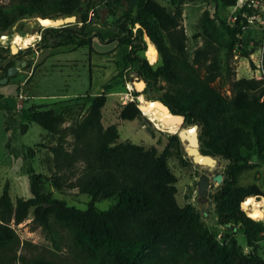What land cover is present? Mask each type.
<instances>
[{
    "label": "trees",
    "instance_id": "trees-1",
    "mask_svg": "<svg viewBox=\"0 0 264 264\" xmlns=\"http://www.w3.org/2000/svg\"><path fill=\"white\" fill-rule=\"evenodd\" d=\"M124 1L18 0L8 8L0 6V32L24 17L75 13L81 24L45 27L42 47L49 46L46 32L58 38L56 45L88 46L90 53L97 51L95 37L104 44L129 46L127 58L147 82L145 91L163 80L159 98L173 112L183 114L186 125L199 124L201 150L228 160L222 183L214 193L218 221L224 226L223 239L199 221V211L192 204L180 205L177 201L178 177L168 160L183 151L178 133L170 134L162 151L131 140L120 141L118 125L105 126L102 121L111 88V83H106L100 93L87 96L88 106L82 117L68 125L65 114L53 106L29 107L28 122L21 130L36 122L57 136L50 145L55 170L53 175L36 171L31 160L39 151L31 145L26 147L24 157L30 164L24 173L29 176L32 196H17L13 201L9 184L4 185L0 195V264H16L18 260L21 264H264L258 252V243L264 240V218L249 216L241 206L248 195L264 192L257 184L248 189L239 185L243 171L264 161V78L235 76L230 61L236 48H242V55L252 52L242 45L237 47L238 42L249 44L250 33L240 38V21L233 27L219 15L221 6H235L238 0H214L215 16L204 11L200 33L204 45L193 57L188 51L183 7L185 2L195 0H170L171 6L158 0H136L131 9L116 16V5ZM99 3L115 16L114 27L91 25V10L102 21ZM145 35L158 48L159 65L150 63L144 54ZM223 51L230 93L215 84L223 74ZM23 52L13 54L2 65V78ZM140 93L134 91L136 99L122 106V119L142 115L137 100ZM253 154L258 161H251ZM49 180L57 188L67 185L88 194L87 207L70 205L66 199L45 192L43 186ZM106 198H115L116 202L108 209L98 208L96 201ZM31 212L33 221L45 229L53 231L56 222L70 232L71 257L18 253L20 237L12 223L24 221ZM238 223L252 247L247 254L235 235ZM164 239L172 240L175 247L160 252L156 244ZM188 242L203 252L206 260L199 263L189 259L183 246Z\"/></svg>",
    "mask_w": 264,
    "mask_h": 264
},
{
    "label": "rangeland",
    "instance_id": "rangeland-1",
    "mask_svg": "<svg viewBox=\"0 0 264 264\" xmlns=\"http://www.w3.org/2000/svg\"><path fill=\"white\" fill-rule=\"evenodd\" d=\"M18 0H0V6L8 8ZM162 4L171 6L170 0H158ZM99 14L102 15V3L97 4ZM128 9V2L124 1L116 5V16ZM209 10L215 16L217 10L214 0L187 1L183 7V25L188 34V51L193 57L195 51L204 45V38L200 35L202 30V19L204 11ZM232 10V6L219 8L221 17H226ZM41 15V14H38ZM33 16L24 17L8 28V32H0V80L4 74L2 65L20 51L21 65L17 72L9 76L8 80L0 82V195L4 185L9 184L12 200L17 196L30 197L29 176L24 173L25 166L30 160L24 157L27 146H34L39 152L31 163L36 171L53 175L55 166L52 159L50 145L56 142L57 136L48 132L40 124L31 122L26 131L21 130L23 123L28 122V109L31 105L48 104L67 117L65 125L76 119H80L88 106L87 96L100 93L104 84L111 83L108 90V100L103 107V124L116 123L119 128L120 141L131 140L147 147L156 146L162 151L169 142L170 134L179 129H170L158 125L151 115L142 110V115L135 119H122L120 111L122 106L130 100L136 99L133 92L143 94L145 99H160V87L165 82L160 80L156 85L147 89V82L133 68L127 58L130 49L127 45L117 42L104 44L98 38L93 39L96 52H89L88 46L76 47L74 44L56 45L58 38L51 32H46L49 41L48 47H42V35L44 26L34 22ZM91 25L93 27H114V17L105 13L104 21H100L98 15L90 11ZM77 20L74 23L81 22ZM108 20V21H107ZM107 21V22H106ZM139 26V25H137ZM2 34H6L3 37ZM34 36L33 40L25 45L17 42L16 36ZM147 49L144 51L148 61L154 65L161 63L158 48L153 45L154 51L149 50L148 38L145 35ZM244 50L253 49L249 55H242V48H236L235 55L230 61L235 76L260 77L256 68L258 60V45H242ZM16 47L17 51H13ZM238 49V50H237ZM223 74L216 80L215 84L224 92L230 93L229 83L226 79V57L222 52ZM144 81V88L138 87L140 81ZM145 91V92H144ZM140 96V95H139ZM138 100V99H137ZM170 114V113H169ZM171 117H173L170 114ZM183 126H187L185 123ZM70 136L69 138H71ZM42 144L45 146H38ZM183 151L169 157V165L177 175L176 198L180 205L188 203L199 211V221L206 225L219 239H223L224 226L218 221L214 193L222 183L213 179L217 173H224L228 160L221 156H215L217 164L210 168L206 164L193 161L185 150L186 142L181 139ZM251 161H258L256 154L251 156ZM208 173L211 177L213 187L203 201L198 194V180L201 174ZM224 177V176H223ZM257 184L264 192V161L254 168L245 170L239 177V185L248 189L250 185ZM43 189L53 196L64 198L68 204L86 208L90 196L81 193L77 187L71 188L64 185L57 188L51 180L47 181ZM255 199L264 200V194H252ZM251 196L248 195L247 198ZM116 202L115 198H106L96 201L100 209H108ZM252 213V211L250 210ZM20 237L18 253L28 256L54 255L58 257H71L73 253L70 232L54 223L53 231L45 229L33 221V212L20 223H12ZM235 235L243 253L252 250L248 245L244 229L240 223L237 224ZM184 248L188 250L187 257L196 262L206 260L204 253L197 251L191 242L185 243ZM175 247L172 240L164 239L156 244L160 252ZM258 252L264 258V240L258 243ZM16 264H21L18 260Z\"/></svg>",
    "mask_w": 264,
    "mask_h": 264
},
{
    "label": "water",
    "instance_id": "water-1",
    "mask_svg": "<svg viewBox=\"0 0 264 264\" xmlns=\"http://www.w3.org/2000/svg\"><path fill=\"white\" fill-rule=\"evenodd\" d=\"M128 2V8L131 9L135 3L136 0H126ZM102 11V21L105 19V13L109 11L108 7H104L101 9ZM77 20V14L72 13V14H60L58 16H43V15H37L34 17L33 20H31L30 23L36 22L41 26L48 27V26H61V25H67L70 23H73ZM8 32V30H6ZM3 37L6 36V34H2ZM150 39V38H149ZM157 47V46H156ZM13 51H17L16 47L12 48ZM25 61L17 59L16 63L8 68L7 74L0 80L1 83L5 82L8 80L9 76L14 75L18 68L21 65H24ZM139 83H143L145 85V82L142 80ZM138 85V84H137ZM144 86L141 88L143 89ZM139 101V107L140 109L143 110V107L145 104L139 96L137 97ZM146 102L149 103L150 105H153L152 107H160V109H164L165 111H168L172 116L176 117V121H178L180 124L179 129L175 131L174 133H178L179 137L186 142L185 144V150L188 155H190L193 159V161L200 163V164H206L210 168L214 167L218 160L217 158L209 153H205L201 150V141L199 137V124L198 123H193L191 125L183 126L182 124L185 123V116L180 113H175L172 111L171 107L162 99H146ZM156 103V104H155ZM169 123V122H167ZM213 179L216 180L217 182H221L223 180V174L222 173H217L213 176ZM213 187V184L211 183V177L208 173H203L200 175L199 180H198V194L199 195H207L209 193L210 188ZM252 195V194H250ZM264 197V196H262ZM247 200V197L242 200L241 206L244 210L247 211V214L255 219H262L259 217V214L256 215L258 217H254L250 212V209L246 208L244 203Z\"/></svg>",
    "mask_w": 264,
    "mask_h": 264
},
{
    "label": "built area",
    "instance_id": "built-area-1",
    "mask_svg": "<svg viewBox=\"0 0 264 264\" xmlns=\"http://www.w3.org/2000/svg\"><path fill=\"white\" fill-rule=\"evenodd\" d=\"M225 19L233 27L240 21L243 32H239L238 36L243 38L244 33L249 32V45H258L256 68L260 74L259 78H264V0H238ZM240 45L244 44L238 42L237 47Z\"/></svg>",
    "mask_w": 264,
    "mask_h": 264
},
{
    "label": "bare ground",
    "instance_id": "bare-ground-1",
    "mask_svg": "<svg viewBox=\"0 0 264 264\" xmlns=\"http://www.w3.org/2000/svg\"><path fill=\"white\" fill-rule=\"evenodd\" d=\"M33 37L34 36L23 37L21 35H17L16 40L17 42L25 45L31 42L33 40ZM147 38H148L149 50L154 51L153 49L154 43L151 41V39H149L148 36ZM143 86H144L143 83H138L139 88H142ZM139 98L145 104V106L143 107V111L150 114L151 118L154 120L156 124L170 128V129H175L180 126L179 125L180 123L176 121V118H172L168 111H165L164 109H160V107H156V108L152 107L153 105H150L149 103L146 102V99L143 96V94H140ZM244 205L246 208L252 211V214H255L253 215L254 217H258L256 215L259 214L260 218H264V200L255 199L254 196L251 195L247 198Z\"/></svg>",
    "mask_w": 264,
    "mask_h": 264
},
{
    "label": "flooded vegetation",
    "instance_id": "flooded-vegetation-1",
    "mask_svg": "<svg viewBox=\"0 0 264 264\" xmlns=\"http://www.w3.org/2000/svg\"><path fill=\"white\" fill-rule=\"evenodd\" d=\"M208 194H209V193H208ZM208 194H207V195H208ZM207 195H199V197L204 201V200L206 199V196H207Z\"/></svg>",
    "mask_w": 264,
    "mask_h": 264
}]
</instances>
